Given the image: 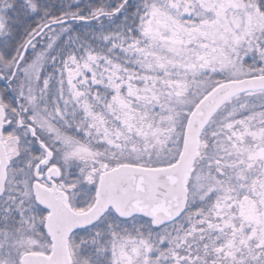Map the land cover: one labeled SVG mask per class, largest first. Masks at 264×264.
<instances>
[{
  "label": "snow or ice",
  "instance_id": "1",
  "mask_svg": "<svg viewBox=\"0 0 264 264\" xmlns=\"http://www.w3.org/2000/svg\"><path fill=\"white\" fill-rule=\"evenodd\" d=\"M0 264H264V0H0Z\"/></svg>",
  "mask_w": 264,
  "mask_h": 264
}]
</instances>
